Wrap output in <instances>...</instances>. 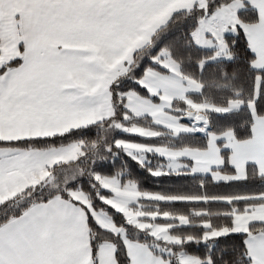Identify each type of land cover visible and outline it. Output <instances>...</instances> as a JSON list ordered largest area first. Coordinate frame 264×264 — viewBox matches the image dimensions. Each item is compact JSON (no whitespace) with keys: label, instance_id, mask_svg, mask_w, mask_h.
<instances>
[{"label":"snow or ice","instance_id":"snow-or-ice-1","mask_svg":"<svg viewBox=\"0 0 264 264\" xmlns=\"http://www.w3.org/2000/svg\"><path fill=\"white\" fill-rule=\"evenodd\" d=\"M0 264H264V0H0Z\"/></svg>","mask_w":264,"mask_h":264}]
</instances>
